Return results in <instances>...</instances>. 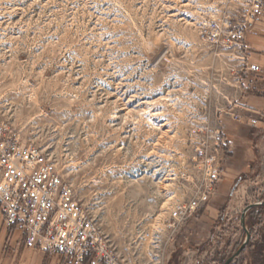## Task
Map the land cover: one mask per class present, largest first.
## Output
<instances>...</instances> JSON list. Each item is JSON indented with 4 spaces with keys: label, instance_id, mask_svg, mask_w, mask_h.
Segmentation results:
<instances>
[{
    "label": "rangeland",
    "instance_id": "374dc122",
    "mask_svg": "<svg viewBox=\"0 0 264 264\" xmlns=\"http://www.w3.org/2000/svg\"><path fill=\"white\" fill-rule=\"evenodd\" d=\"M234 11L229 0H0V121L51 157L125 264H222L244 242L230 264H264V205L241 222L264 201V117H231L264 72L196 31L202 13ZM248 42L264 67V36ZM213 135L231 144L216 192L168 228Z\"/></svg>",
    "mask_w": 264,
    "mask_h": 264
},
{
    "label": "built area",
    "instance_id": "2783aa9c",
    "mask_svg": "<svg viewBox=\"0 0 264 264\" xmlns=\"http://www.w3.org/2000/svg\"><path fill=\"white\" fill-rule=\"evenodd\" d=\"M234 12L223 15L202 13L196 24L198 38L211 46L248 54L246 38L264 19V0H229ZM249 72H261L255 63L245 62ZM258 112L239 107L231 117L257 124ZM212 148L199 149L201 180L194 195L176 202L165 225L173 229L184 223L216 192L219 162L229 148L225 135H213ZM0 217L9 234L18 232L24 246L63 264H125L99 234L93 218L75 198L51 157L33 145H26L0 121Z\"/></svg>",
    "mask_w": 264,
    "mask_h": 264
},
{
    "label": "crops",
    "instance_id": "0c3cea01",
    "mask_svg": "<svg viewBox=\"0 0 264 264\" xmlns=\"http://www.w3.org/2000/svg\"><path fill=\"white\" fill-rule=\"evenodd\" d=\"M251 35L264 36V19H262L258 23L254 31L249 33L246 38V43L249 47L248 56L246 59L250 63H255L259 65L262 71L264 72V67L261 64L251 60V44L250 42H248V39L249 37H251ZM262 82H263V86L259 82L255 84H251V83H247V85L243 84V88H248V90H242V95H241L242 102H240L239 104H235V107L253 109L258 112V115L256 116L264 117V106L262 107L258 106V103H263L264 101V80ZM258 121L259 118H257V123ZM240 123L248 127H258L257 124L255 126L250 125L248 120H244ZM238 137L239 139H243L242 135L240 136L238 135ZM227 139L230 141L229 137ZM230 145L231 144H229V146ZM0 221H1V217H0ZM0 230L4 234L2 238L0 237V264H53L52 261L54 258H56L54 264H61L60 258L58 256H50L47 253L39 252L34 249H29L25 247L20 237L16 239L15 243H11V239L13 235H15V232L8 235V233L2 228L1 222H0ZM20 250H26L27 251L26 256H24L22 253L17 254L18 251Z\"/></svg>",
    "mask_w": 264,
    "mask_h": 264
},
{
    "label": "water",
    "instance_id": "95a60500",
    "mask_svg": "<svg viewBox=\"0 0 264 264\" xmlns=\"http://www.w3.org/2000/svg\"><path fill=\"white\" fill-rule=\"evenodd\" d=\"M256 205H264V201L262 202H256V203H251L248 204L247 206L244 207L242 216H241V222H242V226L244 227V215L245 213L253 206ZM249 239V233H246V240ZM245 247V242L237 249V251H235L231 256H229L222 264H230L232 262V260L238 255L240 254V252L244 249Z\"/></svg>",
    "mask_w": 264,
    "mask_h": 264
},
{
    "label": "trees",
    "instance_id": "16d2710c",
    "mask_svg": "<svg viewBox=\"0 0 264 264\" xmlns=\"http://www.w3.org/2000/svg\"><path fill=\"white\" fill-rule=\"evenodd\" d=\"M263 205H256V206H253L251 207L247 212H252L253 214V210H255L256 208H261ZM260 211V210H259Z\"/></svg>",
    "mask_w": 264,
    "mask_h": 264
}]
</instances>
